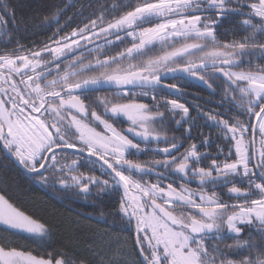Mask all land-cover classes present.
I'll list each match as a JSON object with an SVG mask.
<instances>
[{
    "label": "snow or ice",
    "instance_id": "obj_1",
    "mask_svg": "<svg viewBox=\"0 0 264 264\" xmlns=\"http://www.w3.org/2000/svg\"><path fill=\"white\" fill-rule=\"evenodd\" d=\"M121 7L131 10L107 19ZM16 10L0 0V44L6 46L0 52V264H128L133 252L132 264H264V0L102 5L83 27L39 50L19 41L7 49ZM63 11L56 7L40 24H59ZM121 44L130 46L106 54ZM157 48L159 54L148 55ZM169 79L219 94L208 102L223 111L197 104L190 110L180 102L190 93L165 84ZM101 89L115 91L90 99ZM165 92L177 99L163 98ZM204 127L215 128L216 136ZM153 143L166 146L150 148ZM149 151L164 159L128 158ZM17 176L61 199L119 194L109 214L125 221L132 252L126 239L90 229L87 242L40 254L59 225L5 195ZM193 182L196 189L186 187ZM225 239L235 243L221 247Z\"/></svg>",
    "mask_w": 264,
    "mask_h": 264
},
{
    "label": "trees",
    "instance_id": "obj_2",
    "mask_svg": "<svg viewBox=\"0 0 264 264\" xmlns=\"http://www.w3.org/2000/svg\"><path fill=\"white\" fill-rule=\"evenodd\" d=\"M10 2L17 5L16 23L18 26L14 28L12 23L8 25V35L13 38L14 42L11 45H7V49L15 47V41H19L25 48L35 50L47 43H51L54 39H58L59 36L71 33L73 29L83 27L90 19L95 18V16L92 15L93 12L99 15V9L102 5L110 7L115 4L120 6L126 4L128 0H10ZM133 2H135V0H133ZM56 7L64 10L63 14L59 17V24L53 23L51 26L40 24V20H43L45 16H50L52 11H55ZM50 8L52 11H49ZM129 10L131 9L121 7L119 12L114 13L112 16H108L107 19L112 20L114 17ZM36 16H39V20L34 19ZM242 18L243 17H238V19ZM63 25H67V27H64L63 31L59 32L58 36L54 38L53 33L56 32L57 28ZM226 27L231 26L226 25ZM237 39H239V37H237ZM4 50H6V46L0 44V52ZM157 54H159L158 48L148 55L154 56ZM145 58L147 59L148 57ZM183 84L188 87V85L191 86L193 83ZM192 88H194L193 85ZM218 96L220 95L218 94ZM185 105L191 110L192 106H190L189 103H185ZM210 105L211 109L223 111L217 108L215 103H211ZM209 133L215 137L217 130L215 128H209ZM172 134L171 132L168 133L169 136ZM175 134L177 136L180 135L179 132ZM193 134H196L195 130ZM217 143H219V141H217ZM209 151L214 153L215 147L209 149ZM221 159H223V157H221ZM4 163L8 164L9 162L4 161ZM11 175H16L14 169ZM17 184L19 185L18 187H16ZM5 195L13 197L16 202L22 206V210L27 211L29 214L36 213L38 217L42 216L54 225H59L54 228V235L51 236L48 245L39 249L40 254L46 251L51 252L56 249H63L65 245L70 242L73 244L87 242L88 237L93 234V231H90V229H99L109 232L113 238L119 237L122 241L126 239L128 241V249L132 252L133 236L130 231L124 230L126 227L125 221L121 220L119 216L109 214L112 213L115 206H117L118 201L113 198L119 195L117 193L105 196L102 201L97 200L95 196L89 197L87 200L61 199V193L53 192L52 190H41L38 185L33 186L30 182L24 180L22 176H17ZM224 198L227 199L226 196ZM93 205L97 206L94 207ZM71 221H78L79 223L72 225L70 228L69 225ZM256 227H258V225H256ZM74 229H79V231H75ZM248 233L249 229L246 228L241 239H247ZM70 235L72 237L71 240ZM254 238L258 239V237ZM13 239L18 240L22 244L30 245V247H36L30 240L25 239L23 235L13 236ZM213 243H217V241H213ZM219 243H221V247H223L225 244H234L235 241L234 239H225L223 242ZM244 254L246 255V253ZM127 258H130L132 262L138 259L134 252ZM231 258L240 259L241 257L232 256ZM132 262L130 263L128 260V264H132Z\"/></svg>",
    "mask_w": 264,
    "mask_h": 264
},
{
    "label": "flooded vegetation",
    "instance_id": "obj_3",
    "mask_svg": "<svg viewBox=\"0 0 264 264\" xmlns=\"http://www.w3.org/2000/svg\"><path fill=\"white\" fill-rule=\"evenodd\" d=\"M242 19H244V17ZM102 42H103L102 39H100V40L96 41L95 43H102ZM46 45L56 46L54 44V41H52L51 43H47ZM125 45H127V44H121L118 48H115L112 51H107L106 54L108 56L115 55L116 52L123 50V48L126 47ZM44 46L45 45H43L40 48H43ZM90 47H91V45H90ZM40 48H37L35 50H39ZM46 58H48V57H46ZM94 58H95V53L93 54V56L89 57V59H94ZM101 58H103V57H101ZM144 59H146V58L144 57ZM85 62H87V61H85ZM65 63H67V61H65ZM97 74L98 73H86L85 75L91 76V75H97ZM49 79H51V77H49ZM164 83L165 84H173V83L179 84V86L184 91L190 93V95H188L184 99H181L180 102L181 103H189L190 106H192L193 104L200 105L202 107L203 111H205V112H207L209 109H211V105H210L211 103H209L208 101H219L220 100V96L210 95L208 90H206L204 87L197 85L195 83L192 84L194 86V88H192V85L191 86L188 85V87H186V85H184L183 83H188V82L181 83L178 80L169 79V80H165ZM114 91H115L114 89H101L99 91L92 92L89 95H90V99H94L96 97H104V96L112 97ZM134 91L138 92V91H141V89H135ZM162 96H163V98L169 99V100L177 99L176 96L169 95L167 92L162 93ZM197 97H200V98H197ZM143 102L150 103V101H148V100H145ZM96 111L98 113H102L101 108H96ZM193 115H195V111H193ZM200 123L203 124V121H201ZM127 126H128L127 124H124V125L118 124L117 125V127H124V128H126ZM206 128L207 127L202 128V131L207 135V134H209V128H207V130H206ZM194 130L196 131V129H193V132H194ZM193 135L195 136L196 134H193ZM165 146L166 145L163 143H160V144L153 143V144L149 145L150 148H156V147L163 148ZM185 146H187V144ZM141 147L143 148V147H145V145L141 144ZM182 150L183 149H181V151ZM201 151H204V149H201ZM128 158L133 160V161L142 163V164L147 162V161H151V160H162V159H164V157L162 155H157L151 151L147 152L146 154H141L138 156L132 155V156H129ZM97 175H99L98 172H97ZM146 179H147V177H146ZM151 179L153 182H155L156 178L153 176V177H151ZM170 182H172V181L168 180V181H165L164 183L166 184V183H170ZM177 183H179V181ZM186 186L189 188H192V189H196L198 187L197 183H195V182L187 184ZM209 191H211V189H209ZM216 191H219V189H216Z\"/></svg>",
    "mask_w": 264,
    "mask_h": 264
},
{
    "label": "rangeland",
    "instance_id": "obj_4",
    "mask_svg": "<svg viewBox=\"0 0 264 264\" xmlns=\"http://www.w3.org/2000/svg\"><path fill=\"white\" fill-rule=\"evenodd\" d=\"M122 15V14H121ZM120 16V15H119ZM119 16H117V17H115V18H118ZM155 23V22H154ZM145 27H149V26H151L150 24H145L144 25ZM191 42V41H190ZM125 46H130V45H125ZM235 71H239V70H241V69H234ZM187 187V186H186ZM127 260H129L130 261V263L132 262V260L130 259V258H127ZM133 260H134V258H133Z\"/></svg>",
    "mask_w": 264,
    "mask_h": 264
},
{
    "label": "water",
    "instance_id": "obj_5",
    "mask_svg": "<svg viewBox=\"0 0 264 264\" xmlns=\"http://www.w3.org/2000/svg\"><path fill=\"white\" fill-rule=\"evenodd\" d=\"M99 40H100V39H99ZM96 41H98V40H96ZM96 41H95V42H96ZM202 87H203V86H202Z\"/></svg>",
    "mask_w": 264,
    "mask_h": 264
}]
</instances>
